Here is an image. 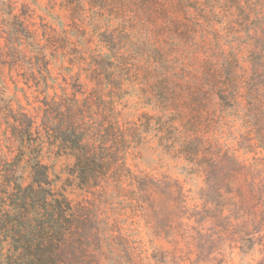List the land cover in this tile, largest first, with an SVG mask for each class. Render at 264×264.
Here are the masks:
<instances>
[{
    "label": "trees",
    "instance_id": "16d2710c",
    "mask_svg": "<svg viewBox=\"0 0 264 264\" xmlns=\"http://www.w3.org/2000/svg\"><path fill=\"white\" fill-rule=\"evenodd\" d=\"M109 1L65 0L64 5L73 23L84 16L97 26L90 10ZM208 2L237 8V22L248 36L241 47L250 65L243 69L231 49L218 71L224 80L204 92L220 109L217 121L223 128L215 133L193 129L190 121L181 130L147 113L124 121L117 104L123 88L116 86L120 76L113 68L121 55L94 50L89 61L83 57L81 72L67 76L64 71L76 63L70 53L77 42L90 49L83 38L71 29L60 31L43 16L37 21L26 1L16 13L17 1L0 0V264H125L135 255L137 227L173 245L226 238L249 249L264 238V158L241 159L236 148L222 142L225 133L238 131L239 144L264 150V0ZM110 41L117 44V37ZM82 72L86 83L79 80ZM7 74L17 92L14 99L23 92L29 105L37 103L35 112L7 99ZM162 84L155 88L167 104L179 90ZM190 88L200 107L202 88ZM154 139L165 153L184 161L188 176L205 183L194 202L180 179L129 162ZM45 145L75 157L61 188L55 187L51 166L40 159ZM24 157L31 167L27 184ZM69 188L77 198L66 193Z\"/></svg>",
    "mask_w": 264,
    "mask_h": 264
},
{
    "label": "rangeland",
    "instance_id": "374dc122",
    "mask_svg": "<svg viewBox=\"0 0 264 264\" xmlns=\"http://www.w3.org/2000/svg\"><path fill=\"white\" fill-rule=\"evenodd\" d=\"M14 1L18 5L16 13L20 12L21 3L26 1L35 10L37 21H40V15L60 31L67 28L70 34L71 29L90 47L85 50L83 43L77 42L76 49L70 53L76 63L72 70L64 71L67 76L81 72V68L86 66L83 57L86 56L89 61L88 56L94 50L103 49L108 52L110 49L113 54L121 55L117 66L113 68L120 76L116 86L123 88L117 104L123 112L124 121H138L142 114L147 113L154 117L162 116L169 124L181 130H184L183 124L190 121L196 125L193 129L215 133L217 129L223 128L217 121L220 109L218 105H211L209 99H206L210 96L204 92L214 81L224 80L223 76H218V71L225 65V56L231 49L238 52L242 68L250 69L246 59L248 53L241 47L248 41L246 28L237 22L238 10L233 5L216 2L213 6L208 0H111L100 9L90 10V14L94 15L92 18L97 22V26H92L91 19H87L90 17L84 16L78 18L76 24L73 23L70 10L64 5L65 0ZM77 36L72 35L73 40L79 38ZM112 36L117 37V44L111 43ZM101 38L108 41L101 44ZM65 65L71 66L69 61H65ZM55 70L60 71L58 65ZM5 80L8 86L7 99H12L15 107L21 104L28 112H35L37 103L29 105L23 92H18L17 99H14L17 92L8 74ZM79 80L81 83L87 82L84 72L80 74ZM157 83L162 87V83H167L179 92L172 95L166 104L167 97L156 92ZM190 87L202 88L201 98L205 100L200 107L194 102L197 98L193 100L192 93H188L192 92ZM28 95L34 100L30 90ZM214 108L216 110L212 111ZM206 110L211 112L207 113ZM171 132L168 130V140L173 137ZM235 133H225L222 142L236 148L241 159L254 161V157L264 158L263 149L239 144V133ZM141 154L129 157L134 168L180 179L189 190L190 199L193 198V202L196 200L198 187L205 183L202 179L187 175L182 167V159L165 153L158 146L157 139L145 144ZM13 156L7 153L8 158ZM40 159L51 166L53 177L57 176L55 187L61 188L69 176L75 157L69 154L58 155L56 149L48 151L45 145ZM22 166L23 182L27 184L31 177L27 157L22 159ZM72 190L69 188L66 193L71 198H77L76 192ZM149 236L144 227H137L132 234L138 240L135 255L133 261L127 259L125 264H264V238L259 242L256 239L247 249L226 238L206 244L181 242L173 245L164 239H152Z\"/></svg>",
    "mask_w": 264,
    "mask_h": 264
}]
</instances>
